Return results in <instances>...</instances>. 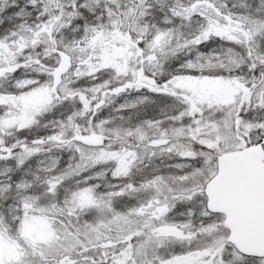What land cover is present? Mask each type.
I'll return each instance as SVG.
<instances>
[{
  "label": "snow or ice",
  "instance_id": "6c2138e0",
  "mask_svg": "<svg viewBox=\"0 0 264 264\" xmlns=\"http://www.w3.org/2000/svg\"><path fill=\"white\" fill-rule=\"evenodd\" d=\"M0 264H264V0H0Z\"/></svg>",
  "mask_w": 264,
  "mask_h": 264
}]
</instances>
